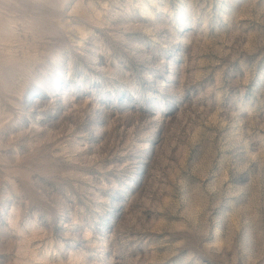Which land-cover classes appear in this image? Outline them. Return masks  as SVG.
I'll list each match as a JSON object with an SVG mask.
<instances>
[{"label": "rangeland", "instance_id": "obj_1", "mask_svg": "<svg viewBox=\"0 0 264 264\" xmlns=\"http://www.w3.org/2000/svg\"><path fill=\"white\" fill-rule=\"evenodd\" d=\"M0 264H264V0H0Z\"/></svg>", "mask_w": 264, "mask_h": 264}]
</instances>
